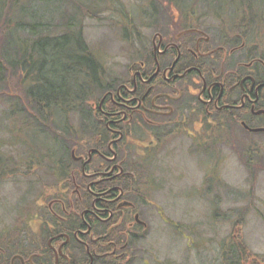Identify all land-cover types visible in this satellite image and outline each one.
<instances>
[{"label":"flooded vegetation","instance_id":"af4514ba","mask_svg":"<svg viewBox=\"0 0 264 264\" xmlns=\"http://www.w3.org/2000/svg\"><path fill=\"white\" fill-rule=\"evenodd\" d=\"M179 16L165 15L141 39L125 73L104 74L66 148L61 142L48 165L31 163L35 198L0 218V264H129L149 229L147 196L157 186L173 191L161 183L172 181L182 149L207 184L218 180L226 142L264 141V41L228 48Z\"/></svg>","mask_w":264,"mask_h":264},{"label":"rangeland","instance_id":"374dc122","mask_svg":"<svg viewBox=\"0 0 264 264\" xmlns=\"http://www.w3.org/2000/svg\"><path fill=\"white\" fill-rule=\"evenodd\" d=\"M233 1L238 6L245 1L251 3V7H243L246 19L249 20V14H252L253 24L261 22L253 25V35H264V0ZM74 2L50 4L46 9L57 17L62 10L69 13L72 8L69 4ZM165 2L99 0L98 7L88 2L89 6L80 8L87 14L82 16L81 21L84 38L107 72L113 75L125 73L127 65L136 60L141 36L150 41L154 30L161 27L165 15L179 13ZM227 2L217 0L209 8L212 12L224 11ZM200 6H195L194 11L198 12ZM208 11L206 25L213 35L233 21L232 9L227 14L222 12L223 18L219 19ZM63 20L67 21V14H63ZM6 76L5 83L0 85V154L10 157L8 161L11 160L18 171L7 173L0 181V218L10 221L19 214L15 211H22L30 204L36 192L23 163L27 162V148L32 145L25 136V122L31 121L33 111L19 74L8 71ZM2 90L7 94H3ZM69 120L70 128L77 127L80 132L79 116L74 114ZM19 129L22 130V138L17 137ZM45 130L49 132L50 128L47 126ZM33 139L45 140L43 136L35 135ZM236 142V145L226 142L218 180H209L207 184L201 180L204 175L201 171L198 173L196 167L200 161L189 158L183 149L177 154L174 163L179 171H173L171 182L161 183L165 187L171 186L173 191H157V186L147 196L149 205L145 208L148 214H145L144 221L149 224V229L138 242L129 264H224V259H231L242 248L247 255L243 264H264V149H248L251 143L242 136H236ZM248 154L252 158L246 160ZM18 161L22 163L18 165ZM208 163L209 160L203 158L200 165L203 170L209 168L206 167ZM202 183L210 190L198 194L195 187H200ZM155 205L163 211L161 218ZM223 251L227 252L226 256Z\"/></svg>","mask_w":264,"mask_h":264},{"label":"trees","instance_id":"16d2710c","mask_svg":"<svg viewBox=\"0 0 264 264\" xmlns=\"http://www.w3.org/2000/svg\"><path fill=\"white\" fill-rule=\"evenodd\" d=\"M63 1L70 3V0H0V85L5 83L8 71L18 73L33 111L31 121L25 122V136L32 143L31 150L27 148V162H23L28 174L32 172L29 169L33 166L31 163L48 165L45 159L53 156V150L61 142H64L66 148L75 129L70 128L69 118L72 115L77 114L81 119L80 128L84 127L91 103L97 101L101 94L105 85L104 74L108 73L102 62L91 52L81 25L82 16L87 14L80 8L89 6L88 2L98 7L99 0H74V4H69L72 7L69 13L59 10L57 17L47 11V5H59ZM165 1L179 11V24L195 23L209 33L210 28L206 25L208 10L219 19L222 12L227 14L232 9L233 21L213 35L218 45L231 48L238 45L240 38L249 42L256 41L257 44L264 41L263 34L252 33L253 25L261 22L253 24L255 21L252 14H249V20L246 19L243 7H251L249 1L238 6L233 0H228L224 6L226 10L220 12H212L209 8L217 0ZM199 5V11L195 12L194 7ZM63 14H67V21L63 20ZM141 39L142 36L140 43ZM2 93L7 94L6 91ZM47 126L49 132L44 131ZM21 131L19 129L17 134L20 135L17 137L22 138ZM33 135L43 136L45 140H34ZM248 149H264V141H254ZM249 154L246 160L252 158ZM9 158L0 154V181L7 173L18 171L12 166L11 160L8 161ZM20 163L17 162L18 165ZM223 254L226 256L227 252L223 251ZM224 260V264H243L247 260L245 249L238 250V253L236 251L231 259Z\"/></svg>","mask_w":264,"mask_h":264}]
</instances>
